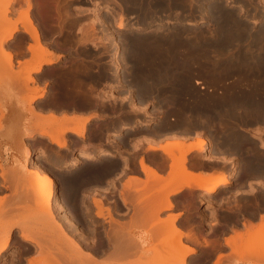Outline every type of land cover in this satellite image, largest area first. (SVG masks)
Instances as JSON below:
<instances>
[{
  "label": "flooded vegetation",
  "instance_id": "obj_1",
  "mask_svg": "<svg viewBox=\"0 0 264 264\" xmlns=\"http://www.w3.org/2000/svg\"><path fill=\"white\" fill-rule=\"evenodd\" d=\"M84 2L91 4L90 7L96 5L97 10L101 8L99 14L106 20L111 19L114 9L111 8L112 5H109L108 0H80L79 6L88 7L83 4ZM123 8L130 10L126 3ZM95 12L88 9L79 12V15L74 17L75 20L77 18L80 21H77L73 28L72 21L65 25V20L60 16L58 19L61 21L60 25L57 20L49 21L47 26L41 27V41L48 46L49 50L59 55V58L58 63L45 65L34 74L36 81L45 86V93L40 102L49 109L47 112L51 111L56 115L67 117L77 114L81 118H88L85 120L82 136L69 131L67 143L60 149L56 144L52 146L51 142L47 141V137L38 136L46 144L42 146L30 144L28 147L31 153L30 159L34 164L40 160L44 166L52 167L57 173L61 165H57L58 162L53 163L55 155L59 154L62 157L61 152L66 151L73 154L92 152L93 156L76 161L74 171H69L76 173L78 183L75 189L66 194V199L80 200L85 195L88 200L100 199L108 208L110 216L123 221L133 212L138 211L139 205L136 203L138 194L136 195L134 188L132 189L125 182L133 180L140 184L145 178L140 160L155 168L159 174H161L160 170L170 165L166 152L158 146L149 147L147 138L156 142L165 138L177 139L179 136H192L202 132L212 140V144L205 145L206 151H217L215 155L219 158L207 159L206 156L201 159L190 158L187 159L186 165L192 170L200 168L212 171L215 168L227 174L228 180L220 184L224 193L215 199V205L221 206L210 210L207 208L209 204L205 199H199L196 196L194 205L198 206L192 207V202L181 197L177 192L178 194H170L172 205L161 208V211L165 214L164 216L170 213L176 214L175 226L182 232V245L193 248L192 251L185 253L184 264H227L235 256L231 250L232 246H238L242 250L240 241L230 238L236 233L252 228L245 227L248 220L258 221L260 217L264 219V146L259 145L258 137L259 134H264V131L255 130L257 126L264 127L262 105L254 103L258 107H253V104L245 105L244 102L236 100L235 106L232 105L233 102L229 103L223 97L213 99L179 97L177 85L180 83L177 82L176 77L180 75L174 78L173 84H177L174 87L167 79L160 80L162 75L167 74L168 77L170 72L148 69L149 66L143 63H132L130 56L132 41L127 35L128 30L121 37L111 26L109 27L110 21H107L108 25L104 24L108 30L101 24L91 29L92 31L87 28V33L79 29L81 24L91 18L86 14ZM96 17L98 16H93V18ZM52 18L56 19L55 16ZM63 22L64 26L59 29ZM54 26H58V29H54ZM23 35L30 38L27 33ZM26 47L27 44L22 43L18 50L26 52ZM118 58L120 62L115 63ZM210 69L193 65L189 75L185 76L195 83L202 80L194 78V75L202 76L204 80L211 82L213 70ZM225 77V73L221 74L219 81L226 82ZM219 81L218 84H220ZM199 87L204 86L200 84ZM218 92L221 90L218 89ZM261 97L263 98L257 99L260 101L262 99L264 102V95L262 94ZM245 106L248 109L252 106L253 109L250 107L248 111ZM240 109L242 111L246 109V111L242 112ZM253 111L259 112L253 114ZM233 112L237 113L231 116ZM245 112H249L246 114L248 116ZM248 122L254 124L242 125ZM233 126H236V129ZM233 130L239 134H237L238 138L236 137L239 145L235 142L236 140H232L233 138H226ZM239 136H242L241 138L246 136V140L249 136L255 144L246 145L245 139ZM72 139L74 142L68 144V141ZM229 139L232 140L230 144ZM50 151L57 154H51ZM43 152H45V158L41 155ZM62 169L65 170V166ZM54 178L57 182L56 175ZM19 185L20 183L16 180L7 177L5 181L0 175L1 220L5 197H11L6 200L11 202L14 209L13 197L21 195L18 192ZM249 187L251 191H247ZM192 191L195 194L207 193L198 188ZM28 195L31 194L28 193ZM59 197L61 199L62 195L60 194ZM15 202L18 206V200ZM91 205L90 211L94 216L96 208L92 202ZM16 208V211L11 210L12 217L18 216L16 215L18 207ZM83 210V208L80 209V211ZM212 211L219 216L217 223L199 224L194 221V216L202 214L209 216ZM58 212L65 216L66 212L63 208ZM97 221L99 222L97 226H100L97 227V231L103 230L102 224H105L108 229L111 223V220L109 223L101 217H98ZM87 222L88 218L82 215L78 219V231L84 230V227L88 225ZM101 234L103 236L101 240L93 239L89 242L82 239V242L86 243L98 257L103 252L105 256V252L112 249L110 246L113 242L107 239L104 232ZM32 250H34L32 244L18 246L15 242H8L5 250L0 253V264H42L28 261ZM235 264H244V262Z\"/></svg>",
  "mask_w": 264,
  "mask_h": 264
},
{
  "label": "rangeland",
  "instance_id": "obj_2",
  "mask_svg": "<svg viewBox=\"0 0 264 264\" xmlns=\"http://www.w3.org/2000/svg\"><path fill=\"white\" fill-rule=\"evenodd\" d=\"M108 1H109L108 2L109 5H112L111 8L114 9V12H112L111 19L108 18L106 20V23H107V21H110L109 27L111 26L114 29V32H118L116 34H119L121 36L124 34L123 32L128 30L129 32L127 33V35H129V37L131 38V35H132L131 33H134L135 30H133V29L131 30L129 28L130 27H134V26H136L135 24L139 23L137 21V16H136L137 15V10L135 12H134L133 9L127 11L123 7L121 8L120 6H118L119 4L117 3V1H119L122 4L123 0H108ZM199 1H201V0H179V1L177 0V3H170V0L169 1L166 0L165 3L167 4V7L164 10L156 11L155 14H157L158 16L157 15L153 16V22H150L151 19H148L147 22L143 24V27H145V29H141V32L151 34V33L155 32L156 29H158L157 28L158 26H162L164 29L167 28V26H168V28H170L171 26H175V25H177V27L178 26L182 27V29L184 28L185 32L183 34L187 35V36H184L183 34L180 36V41H178V42H180V44H178V46L176 47L175 50L177 52L180 50L179 51L180 54H183V55H185V53L188 51L189 53H191L195 57H193L192 61H190L191 64H189V65H187L185 67V70H184L185 74H180V75L188 76L189 75V71L191 70V66L196 65L197 62H198V64H200L201 62H203V64H204V62H205V66L207 67V65H208L207 68H209L211 66L212 70H214L212 76L210 77L211 80H212L211 82H208V81L204 80V78L202 76L194 75V78L200 79L202 81L198 82V83H195L190 78L188 86L191 89L189 87L185 88L186 91L184 89H182V88H181L182 90L179 89L178 96L180 97V95H181V97H184L186 95L187 97H189L190 96L189 94H191L190 97L193 96V98L203 99V98L207 97V99H208L210 97L209 99H213L214 96H215L214 98H218L223 93L224 94L225 93L234 94L235 92L232 91L233 90L232 87H234V86L241 85V86H247L248 87V83H249V86H252L251 83H253L252 82V80H253L252 76L253 75L251 73H249L248 70H246L244 72V70H242L241 67H240L241 70L238 69L239 66H240V65H238L239 63H230V62H233V61L239 62V61H237V60H239V57H240V59L248 57L247 60H246V63H247V61L250 62L251 58H250L249 55H252V52L256 53L257 47H261L262 46L261 43L264 44V41L263 42L260 41L258 44H254L255 42L253 43L252 42L253 40H251V38H249V37H244V39L243 38H240V39H226V40L219 39V34H218L219 32H217L215 29L213 31L212 22L209 20V18L207 17L206 14L203 15V12H202L203 7H202V5L205 6V4H203L204 0L201 1L202 3H200ZM213 1L221 2L224 5L223 7H225L228 10L232 9V10H234V12L237 11L236 12L237 15L235 13V17H238V19L240 18L239 19L240 22H242V20H244L241 25H242V28L243 29L245 28L246 30L244 29L243 32H246V31L247 32L249 31V33L255 32V30L257 29V26L259 27L261 25L262 20L264 18V11H263V9H264V0H213ZM30 2H31L32 6L31 5L29 6V8H28L29 10L28 11H29L30 16L32 17V20H34L33 22L36 24V26L38 25L37 28L39 30L38 31L39 32V41H40V43H42V45L46 49L47 53L52 54L53 56L56 57V59H55L56 62H54V63L53 62L52 63H43L42 64L43 67L45 65H52V64L54 65V64L58 63L59 55H57V54L53 53L51 50H49L48 46L41 41L42 37L40 36V30H41V27L43 25L47 26L49 21H54L55 20V22H56L58 20L57 11L61 15L60 17H63V19L65 20V25H68L69 21H72V28H73V26H75L76 22L80 21L77 18L75 20L74 16L79 15V12H81L82 10H87V9L88 10H93V11H96V12L95 13H87L86 15L90 16L91 18L88 19V21L86 23L81 24L79 29L81 31H83L85 29V27H86V28L89 29V31H92L93 28L96 27L99 24L104 26V24L100 23V21L98 20V17L93 18V16H99V11L101 10V8H99L97 10L96 5H93L92 7H90L91 4H89L88 2H84L83 3V4H86L88 7L79 6L80 0H58V2L56 0H53V2H52V0H49V1L45 0V1H42V3H41V0H38V1L37 0H34V1L30 0ZM38 2H39V5L36 7ZM167 2H169V3H167ZM34 3H37V4L35 5ZM44 4H46V5L44 6ZM4 6L8 7V11H7L6 17H3L1 15L3 9L5 8ZM57 6H59L58 10L56 9ZM127 6H128V4H127ZM26 8H27V3L25 4V0H0V35L3 36V34L6 31L7 25H8V22L4 18H7V19L10 18L12 20H15L16 18L19 17L20 12L25 11ZM36 12L38 14H36ZM160 13H162V14H160ZM239 14H240V16H239ZM52 16H55L57 20L52 18ZM119 16L123 17L122 19L125 18L123 21L128 25L127 29H118L115 26V23H117L118 20L120 19ZM174 16H176V17H174ZM38 17H40V18H38ZM156 17L157 18L159 17L158 19H160V20H158ZM165 17H167V18H165ZM97 21L99 23H97ZM60 22H61L60 20L57 21V23H59V25H60ZM160 23H161V25H160ZM62 24L60 26L61 29L64 26V22ZM138 25H140V23ZM248 26H249V28H248ZM106 27L107 26H104V28H106ZM202 28L203 29L206 28V30H207L204 33L205 35L204 34L202 35L200 32H197L199 30H202ZM250 28H251V31H250ZM18 29L15 30V32H13V34L10 37H8L9 40H12V42L9 43V41H7L5 39L3 41V43H2V46L5 47V48H8V50L12 54V58H13L12 59L13 60L12 61V66H13L12 71L17 69V63L14 62V58L18 57V58H22L23 59V58L28 57L27 54H29V50H27L26 52H21V51L18 50L21 47V44L22 43L33 44V40H31V38H27V37H25V35H23L26 32H23V31L20 30L21 29L20 25L18 26ZM54 29H58V27L54 26ZM151 29L152 30L154 29V30L152 31ZM196 29H197V31L195 32L194 30H196ZM209 30H210V32H209ZM85 31H87V30L85 29ZM210 35H212L211 36L212 38L210 37ZM215 35H217V36L215 37ZM202 36H203V38H202ZM207 36L210 37V38H208ZM213 37L215 39H213ZM197 38L198 39L200 38V39L198 40ZM195 39L197 41H195ZM26 40H28V42ZM238 40H239V42H238ZM190 41L193 42V43L190 44L191 43ZM244 41H246V43ZM231 42H233L232 43V47H231V44H230ZM237 42H238L239 45L238 44L236 45ZM182 43H184V44H182ZM242 44L243 45L245 44L246 46L244 45L245 46L244 47ZM233 45H235V47ZM185 47H187L188 49L185 48ZM228 47H230V48L228 49ZM262 48H264V46H262L261 49ZM196 49H198V50H196ZM240 49H244V50L246 49V51L240 50ZM0 51H1V49H0ZM218 51L220 52V54H219ZM229 51H231V52H229ZM237 51H238L239 54L237 53ZM241 51L243 53H240ZM181 52H183V53H181ZM234 52H236V53H234ZM246 52H249V53H246ZM131 54H132L131 55L132 63H137V64L144 63L143 61H139L138 55L133 54V52H131ZM215 54H217L216 56H218V57H216ZM221 55H224V56H221ZM245 56H247V57H245ZM215 58H217V60ZM200 59H201V62H199ZM221 59H223V60L221 61ZM230 59H232V61ZM214 60H215V62L217 61L215 64L213 63ZM226 61H228V62H226ZM228 63L231 64V65H228ZM203 64H200L198 66H203ZM144 65H146V64L144 63ZM42 66L37 71L36 70L35 71H30L31 75L34 77V81L31 82L29 84V86H32L33 89L40 90L41 93L44 94L45 93V86L43 84L42 85L39 84L36 81V78L34 76L35 73H37L38 71H40L42 69ZM236 66H238V68ZM150 67H154V66H149L148 69ZM187 67H188V69H187ZM165 68H167V66L162 67L160 70H162V71L165 70V72H170L172 75L169 74L168 78H167V75H164V76L162 75L160 80L161 81L163 80L162 77L164 79L167 78L168 79L167 81H169V82L172 81V82H170V84L173 85L174 78L179 75L178 71L166 70ZM230 70H232V71H230ZM215 73H217V74H215ZM223 73L226 74V77H225L226 82H224V83L222 81H219L220 80V75L223 74ZM245 73H247V74H245ZM242 74L245 75V76H241ZM215 81H217V82H215ZM218 81L220 82V84H218ZM241 82H243V83H241ZM5 83H6V81L4 80L3 70H0V90L3 89V85H8V84H5ZM200 84H202L204 87L200 88L199 87ZM13 87L11 89L12 91H14L13 89L16 86L14 88ZM208 88H209V90H208ZM218 89L221 90V92H218ZM224 89L227 90V91H225ZM22 90L23 89H21V87H16L15 88L14 95H15V98L17 99L18 102L21 101L22 97H19L18 94ZM24 90H25V87H24ZM18 91H20V92H18ZM15 92L18 93V94H16ZM200 92H202V93H200ZM22 93L23 92H21V94ZM193 93H194V95H192ZM208 93H210L211 96H208L209 95ZM36 95L37 94L33 93V94H30V95L27 96L28 100H29V97L32 98L31 103L28 104V105L32 106V109H33L34 113L36 114V116H38L34 120L35 125L39 123L38 121H42L45 118V116L47 117L50 114V112H51L50 111V112H47V114L41 115L38 110L36 111V106L33 105V99L36 97ZM37 97H39V96L37 95ZM221 97L226 99L224 97V95H222ZM23 100L25 101V98ZM1 112H2V115H3V113H4L3 109H2ZM2 115L0 116V122H1V119H2ZM57 116H62V115H57ZM69 118H71V119H74V118L75 119H83V118H87V117H82V118L81 117H73V118L69 117ZM252 124H254V123L253 122L242 123V125H244V126L252 125ZM34 128H35L34 130H36L37 126H34ZM249 130L250 129H248V131ZM255 130L263 132L264 131V127L257 126L255 128ZM68 132L69 131L64 133V136H66L65 137L66 141H67V138H69V135H67ZM38 136H39V134H38ZM201 136L206 137V141L203 143L202 149L197 148V147H196L197 148L196 149L195 147H193L192 149H196V151H194L192 154H190L189 152H186L185 153L186 154L185 155L186 156L185 157V164L187 163V159H189V158H199V159H201L202 157L206 156L207 159H216L218 157V156L215 155L216 153H218L217 151H210V150L206 151V146L205 145L207 143H211L212 144V140H210L207 135L202 134V132L201 133L197 132L196 133V137L194 138L193 141H187L189 138H191L189 136H182V137L179 136L177 139L176 138H174V139L168 138L164 142V145H160L159 144L158 147H161V146L170 147L169 150H171V152L174 155L178 156L179 155V149L177 148V145H183L182 148L185 149L189 144L198 143V140H199V138ZM263 136H264V134H259L258 135L259 138H262L264 140ZM33 138L35 140L32 141V142L35 143V144H38L40 146L46 144L43 141V139H40L38 137H33ZM247 138H248L247 139L248 141L244 140V144H247V145H250V146L252 144H255V141L252 140L251 137L248 136ZM147 140H148V146L149 147H157V144L155 143V141H152L149 138H147ZM73 142H74V140L72 139L71 141H68V144H72ZM249 143H251V144H249ZM51 144L53 146L54 143H51ZM186 144H187V146H186ZM190 150H188V151H190ZM50 153L51 154H57V152L54 153V151H50ZM61 153H62V157H60L59 159L64 157L65 161L70 160L73 155H78V154H73L70 151L61 152ZM44 154H45V152H43L41 155H44ZM59 156H61V155H59V154L55 155V157H57V158ZM172 156L173 155H169L168 156V158L170 160V165H169L170 168H168L167 174L162 176V178L158 179V178H155L154 176H152V174L151 175L145 174V178L142 180V182L140 184H138L137 182H134L133 180L125 182V183L129 184L132 189L134 188L136 195L138 194L137 199H136V203L139 206L137 207L138 211H136L135 213L133 212L126 220H123V221L122 220H118V219L110 216L108 208L106 206H104L103 202L100 199L88 200L87 195H85L83 197V199H80V200L74 199L72 201V200L66 199V194L67 193H66V191L64 189L65 186L62 183V176H64L66 174V171H68L67 173H69V171H74L77 162L73 163L72 164L73 166L70 165V166L66 167L65 170L62 169L63 166L59 165L60 169L57 171V173L54 171V175L57 176V182L55 183V197L60 199L59 195L60 194L62 195L61 199H63L65 206L68 207L70 205L68 207L69 208L68 210H70L72 212V217L69 218L66 215L65 216H61L62 214H60L58 212L59 211V207H57V208H53L54 209L53 213L55 214V216H54L55 219L53 220V219L49 218L46 215L47 211L45 209H44L45 211L43 212L42 211L43 209L41 210V209H37L36 207H34L33 206V200L20 201V202H18V206L15 205L16 204L15 201L13 202L14 203V206H13L14 208H16V207H19L21 209L25 208L24 210H22L20 212V215H19V216H21L23 214V215L29 217L28 224H26L28 227L25 228V231L28 234L33 235V238H35L36 242L40 245L39 247H37L35 249V251L33 252V254L31 255V257L29 258L28 261H30L31 259L42 255V256H45V257H47L49 259L55 260L56 264H65L64 262H66V264H68L69 263V259H70L69 257H71V256H69V255H71L70 254V250L72 249L70 246H72L71 243L73 242V239H74L80 245V252L77 253V254L81 255V256L77 255L80 259H83V257H85V255L83 256V252L85 253L87 251V252H90L92 254L91 258H93L94 261L96 260L95 262H97V263L99 262L100 263V262L105 260L104 252L99 257L96 256L93 253L92 249L90 247H87L86 243L82 242V239L88 240L89 242L91 240H93V239L94 240H101L102 237H103L101 233L104 232L106 237H107V239H109V240H111L110 238H112V237L114 238V240H116V238L119 239L118 237L120 235L122 236V234H123V236L119 240L126 239L128 237L127 239H132L135 242L138 241V242H141L143 244V246H142L143 248L141 246H136L137 248L133 249V250H135L137 252L139 251V254L136 255L138 257H135L134 255L133 256L135 258L134 257L133 258L130 257V258H132V259H130L131 261H134V259H135L136 262L137 261L138 262H146V263H151V264H165L167 262H171V261L173 262L172 256H169V255L170 254L174 255L176 252H178L180 250L179 249L180 248L179 247V243H182V241H181L182 236L181 235L179 236V233L178 234L176 233L178 227L175 226V224H176V220L175 219L173 220L174 222L171 225H169V223L168 224L161 223L164 220H166L168 218V215H169V214H167L166 216H164L165 214H163V211H161V208H164L162 202L165 199V197H167L169 200L171 198V195L169 194V191H171L170 189L172 188L171 182L170 183L168 182L169 184L167 185V183H165V181L167 182L168 176L170 174L169 172L171 170V164H173V165L176 164V160L174 158L175 156H173V159H172ZM27 158L28 157H25V161H24L23 165L13 164V166H10V167H6L4 165L5 161H4V164L0 162V165L2 167L4 165V172H5V174H7V176L3 177V179L6 181V178L9 177L10 173H13V175H15L16 181L20 183L19 190H18V192L20 194H22V193H24V194L31 193L32 189H34V182H33V185H32V183H28L29 182L28 178H30L28 176V175H30L29 169H30V167H32L33 161L30 159L31 157L28 158V159ZM220 158H225V157H220ZM0 169H2V168L0 167ZM211 172L216 173V172H220V171H218V170H216L214 168V169H212ZM0 173H2V172H0ZM71 173L75 174V172H71ZM171 173H173V171ZM224 174H226V173L224 172ZM170 176H173V175L171 174ZM226 176H227V174H226ZM173 178H174V176H173ZM134 180H136V179H134ZM164 184H166V185H164ZM219 185H217L216 188L214 190H212V191H206L207 193L200 192L198 194H195L194 191H192L190 189H183V190L179 191V194H180L181 197L189 199L192 202V204H193L192 207H196L197 208L198 205L197 204L194 205V204L196 203L195 197L198 196L199 199H205V201L209 204L207 206L208 209L214 210V209H216V207H220L221 206V205H219V206L215 205V203H216L215 199L221 193H224V191L222 190V187H220L221 185L220 186ZM73 189H75V187L70 188L69 192L72 191ZM247 191H251V188L248 189ZM76 192H77V190H76ZM5 198H11V197H5ZM212 198L214 200H212ZM94 201H100L102 203L103 207H102L101 211H102L103 215L105 216V220H111V223L109 224L108 229L106 228L105 224H102L103 230L102 231L101 230L97 231V227L98 228L100 227V226H97V224L99 223L97 221L98 217L95 218L93 216V214L91 213V211H90L91 206H92L91 202L94 205ZM152 201H155L156 204H154V202H152ZM4 202H5L4 203V216L5 217H3L2 220H1V217H0V239L5 234V226L7 225L8 218H10V219L12 218V220L15 221V222L19 218L18 216H14V217L10 216L11 215L10 211L12 210V205L10 204L11 202L8 201V200H6ZM170 202H171V200H170ZM149 204H151V205L153 204V205L151 206ZM154 205H155V209H153ZM94 207L96 208V210L98 209L97 206L94 205ZM81 208H83L84 210L80 211ZM104 210H106V212H104ZM6 213L10 214L9 217L7 216L8 214H6ZM35 213H36V215H35ZM82 215H84L86 218H88V222H87L88 225L86 227H84V230H82L80 232V231H78L77 225H78V219ZM41 217L43 218V220H38ZM156 218H157V220H156ZM193 218H194V221L199 223V224H202V223L215 224L219 220V216L216 213H213V211H212V213H210L209 216H207L206 214H202L200 216H194ZM102 219H104V218H102ZM261 219H262V221H261ZM3 220H4V223H3ZM35 221H37V224L35 223ZM262 222L264 223V219L260 217V219L256 222V224L252 228H250V229H248V230H246V231H244L242 233H236L232 238H230V239H233V240H239L240 241L241 248H242V250L239 249L240 253L245 252L243 254H247V255L249 254V257L247 255L245 257V259H246V261L244 262L245 264H264V257H263L264 253H263V255L261 253L259 254L258 253L259 251L256 252L258 254H255L252 251H251L252 253H249L248 249H250L251 246L252 247L254 246L253 245V240H251L252 243H250V244H248L246 242V241L249 240V237H251V236H249V234H251L256 229L258 230V228H259V226L261 225ZM158 223H160V224H158ZM40 224L43 225L40 228V230H43V229L45 230L46 238L49 240L45 244L40 242L39 239L37 238L36 234L34 233V230L39 229ZM161 225H162V227H161ZM165 225H167V226L165 227ZM173 227H175V228H173ZM10 230H11V227H10ZM117 230H119V231L117 232ZM65 231L67 233V236L65 235ZM112 234H114V235H112ZM116 236H118V237H116ZM177 237H179V239ZM10 238L11 239H9V243H14L15 242L16 245H18V246H21V244L24 245V243L19 242L17 240V238H16L14 233H12V236ZM68 238L72 242H70V240ZM114 240L112 239V241H114ZM116 241H118V240H116ZM69 243H70V246H69ZM113 243L115 245L118 244V242H115V241ZM254 244H255V242H254ZM137 245H140V244H137ZM68 246L70 248H68ZM173 247H174L173 250H177V251H175V253L172 252V251H169ZM169 252H171V253L169 254ZM51 255H54V256H51ZM178 255L181 257V253H179ZM72 258L75 260L77 257L74 258V256L72 255ZM79 258L76 259V263L77 262L79 263V261H80ZM102 259H104V260H102ZM93 260L92 259L89 260L88 258H86L83 261L84 262H94ZM115 260L119 261L118 259H115ZM179 260L182 263H184L183 259L181 260V258H180Z\"/></svg>",
  "mask_w": 264,
  "mask_h": 264
},
{
  "label": "bare ground",
  "instance_id": "obj_3",
  "mask_svg": "<svg viewBox=\"0 0 264 264\" xmlns=\"http://www.w3.org/2000/svg\"><path fill=\"white\" fill-rule=\"evenodd\" d=\"M34 1V0H33ZM38 1V0H37ZM42 1H45V0H41V3H42ZM47 1H49V0H47ZM57 2H58V0H56ZM105 1V0H104ZM165 1L166 0H123V2H122V4L119 2V1H117V3L119 4L118 6H120L121 8L124 6V4L123 3H126V4H128V7H129V9L131 10V9H133L134 10V12L137 10V21L140 23V25H138V24H135L136 26H134V27H130L129 29H133V30H135V32L134 33H131L132 35H131V43H132V45H131V52H133V54H136V55H138V57H139V61H143L146 65H148V66H154V67H150L149 69H156V70H160L162 67H164V66H167V68H165L166 70H172V71H178V74L180 75V74H185L184 73V70H185V67L187 66V65H189V64H191V62L190 61H192V58L193 57H195V56H193L191 53H189L188 51L185 53V55H183V54H180V50L177 52L175 49H176V47L178 46V44H180V42H178V41H180V36L185 32V30H184V28L182 29V27H180V26H178L177 27V25H175V26H171L170 28H168V26H167V28H163L162 26H158L157 28L158 29H156V31L155 32H153V33H151V34H148V33H143V32H141V29H145V27H143V24L144 23H146L147 22V20L148 19H151V21L150 22H153V16H156L157 14H155L156 13V11H158V10H164L166 7H167V4L165 3ZM169 1V0H168ZM179 1V0H178ZM201 1H203V0H201ZM201 1H199L200 3H202ZM52 2H53V0H52ZM65 2V1H64ZM183 2V1H182ZM198 2V3H199ZM240 2V1H239ZM27 3V8H26V10L25 11H23V12H20V15H19V17L18 18H16L15 20H12V19H10V18H4V19H6V21L8 22V25H7V28H6V31H5V33L3 34V36L2 35H0V49H1V51H0V70H3V76H4V80L6 81V83L5 84H8V85H3L5 88H7V87H10L11 89H12V87L14 86H16V87H21V89H23L24 90V87H25V90L23 91H21V92H23L22 94H21V92L20 91H18V92H20L19 94L18 93H16V94H18V96L19 97H22V98H28L27 96L28 95H30V94H37L38 96H42L43 95V93H41V91L40 90H37V89H33V87L32 86H29V84L31 83V82H33L34 81V77L31 75V73H30V71H37L41 66H42V64L43 63H54V61H55V59H56V57L55 56H53L52 54H49V53H47V51H46V49L44 48V46L42 45V43H40V41H39V30H38V28H37V26H36V24L33 22L34 20H32V17L30 16V14H29V6L31 5V2H30V0H25V4ZM44 3V2H43ZM55 3V2H54ZM60 3V2H59ZM58 3V4H59ZM113 3V2H112ZM167 3H169V2H167ZM170 3H177V0H170ZM262 3V2H261ZM7 4V3H6ZM35 5L37 4V3H34ZM33 4V5H34ZM203 4H205V6H203L202 5V7H203V10H202V12H203V15L204 14H206L207 15V17L209 18V20L212 22V25H213V31H214V29L217 31V32H219L218 34H219V39H222V40H226V39H240V38H243L244 39V37H249V38H251V40H253L252 42L254 43V44H258L260 41H264V18H263V20H262V23H261V25L258 27L257 26V29L255 30V32H253V33H249V31L247 32H243V30L245 29H243L242 28V22L244 21V20H242V22H240V18L238 19V17H235V13L237 12L236 10V12H234V10H228V9H226L225 7H223L224 5L221 3V2H219V1H213V0H204V2H203ZM34 5V6H35ZM39 5V2H38V4L36 5V7ZM46 4H44V6H45ZM62 5V4H61ZM175 5V4H174ZM178 5V4H177ZM199 5V4H198ZM197 5V6H198ZM242 5V4H241ZM7 6V5H6ZM32 6V5H31ZM5 7V6H4ZM3 7V8H4ZM47 7V6H46ZM58 7V8H57ZM56 7V9L58 10L59 9V6H57ZM178 7V6H177ZM262 7V6H261ZM170 8V7H169ZM168 8V9H169ZM34 9V8H33ZM53 9V8H52ZM106 9V8H105ZM50 10V9H49ZM127 10V9H126ZM7 11H8V7H5L4 9H3V11H2V13H1V15L3 16V17H6V14H7ZM263 11H264V9H263ZM262 11V12H263ZM108 12V11H107ZM114 12V11H113ZM65 13V12H64ZM189 13V12H188ZM36 14H38L37 12H36ZM57 16H58V19L60 18L59 16H61L60 14H59V12L57 11ZM119 14V13H118ZM160 14H162V13H160ZM104 15H106V14H104ZM236 15H237V13H236ZM122 16V15H121ZM121 16H119V20H118V22L117 23H115V26L118 28V29H127L128 28V25L123 21L124 19H122L123 17H121ZM158 16V15H157ZM164 16V15H163ZM169 16V15H168ZM239 16H240V14H239ZM109 17V16H108ZM174 17H176V16H174ZM38 18H40V17H38ZM66 18V17H65ZM157 18V17H156ZM155 18V19H156ZM159 18V17H158ZM157 18V19H158ZM165 18H167V17H165ZM3 19V20H4ZM50 19V18H49ZM156 19V20H157ZM173 19V18H172ZM178 19V18H177ZM57 20V19H56ZM98 20L100 21V23H102V24H107L106 23V19L102 16V15H100L99 14V16H98ZM158 20H160V19H158ZM157 20V21H158ZM261 20V19H260ZM55 21V20H54ZM37 22V21H36ZM42 23V22H41ZM159 23V22H158ZM162 23V22H161ZM161 23H160V25H161ZM21 26V31H23V32H26L27 34H28V36L31 38V40H33V44H27L28 46L26 47L27 48V50H29V53H30V57L29 58H26V59H23V60H21L20 58V60H18L17 59V61H16V63L18 64L17 65V69L16 70H14V71H12V69H13V66H12V54H11V52L8 50V48H5V47H3L2 46V43H3V41L6 39V38H8V37H10L12 34H13V32H15V30H17L18 29V26L19 25ZM246 24V23H245ZM108 25V24H107ZM173 25V24H172ZM44 26V25H43ZM85 26V25H84ZM106 26V25H105ZM58 27V26H57ZM185 27V26H184ZM246 27V26H245ZM152 28V27H151ZM208 28V27H207ZM248 28H249V26H248ZM247 28V29H248ZM61 29V28H60ZM85 29H87L86 27H85ZM85 29H84V31H85ZM107 29V28H106ZM193 29V28H192ZM200 29V28H199ZM19 30V29H18ZM83 30V29H82ZM88 30V29H87ZM108 30V29H107ZM152 30V29H151ZM154 30V29H153ZM152 30V31H153ZM246 30V29H245ZM249 30V29H248ZM253 30V29H252ZM83 31V32H84ZM117 31V30H116ZM188 31V30H187ZM195 32L197 31V29L196 30H194ZM207 30H206V28H202V30H199V31H197V32H200L202 35L206 32ZM212 31V30H211ZM250 31H251V28H250ZM86 33H87V31H85ZM84 32V33H85ZM146 32V31H145ZM151 32V31H150ZM149 32V33H150ZM190 32V31H189ZM209 32H210V30H209ZM91 33V32H90ZM116 33H118V32H116ZM124 33V32H123ZM199 33V34H200ZM213 33V32H212ZM122 34V33H121ZM130 34V33H129ZM187 34V33H186ZM193 34V33H192ZM83 35V34H82ZM86 35V34H85ZM88 35V34H87ZM184 35V34H183ZM194 35V34H193ZM192 35V36H193ZM196 35V34H195ZM205 35V34H204ZM91 36V35H90ZM121 36V35H120ZM119 36V37H120ZM184 36H187V35H184ZM190 36V35H189ZM212 35H210V37H211ZM217 35H215V37H216ZM122 37V36H121ZM128 37V36H127ZM183 37V36H182ZM195 37V36H194ZM197 37V36H196ZM208 37V36H207ZM210 37H208V38H210ZM88 38V37H87ZM86 38V39H87ZM188 38V37H187ZM202 38H203V36H202ZM212 38V37H211ZM41 39V38H40ZM82 39V38H81ZM85 39V38H84ZM84 39H83V41H84ZM118 39V38H117ZM198 39V38H197ZM200 39V38H199ZM198 39V40H199ZM213 39H215L214 37H213ZM212 39V40H213ZM218 39V38H217ZM120 40V39H119ZM190 40V39H189ZM204 40V39H203ZM123 41H125V40H123ZM122 41V42H123ZM130 41V40H129ZM195 41H197L196 39H195ZM234 41V40H233ZM243 41V40H242ZM249 41V40H248ZM46 42V41H45ZM118 42V41H117ZM188 42V41H187ZM191 42V41H190ZM238 42H239V40H238ZM238 42L236 43V45L238 44ZM245 43H246V41H244ZM20 43V42H19ZM193 42H191L190 44H192ZM196 43V42H195ZM198 43V42H197ZM232 43L233 42H231L230 44H231V47H232ZM118 44H120V43H118ZM182 44H184V43H182ZM186 44V43H185ZM189 44V43H188ZM189 44V45H190ZM200 44V43H199ZM204 44V43H203ZM253 44V45H254ZM262 44V46H264V44L263 43H261ZM188 45V46H189ZM239 45V44H238ZM243 45V44H242ZM245 45V44H244ZM243 45V46H244ZM130 46V45H129ZM187 46V47H188ZM194 46V45H193ZM192 46V47H193ZM198 46V45H197ZM196 46V47H197ZM234 47H235V45H233ZM246 46V45H245ZM244 46V47H245ZM258 46V45H257ZM261 46V45H260ZM261 46V47H262ZM187 47H185V48H187ZM191 47V48H192ZM261 47H257V50H256V53H253L252 52V55H249L250 56V62L249 61H247V63H246V60H247V56H245V57H247V58H241L240 59V57H239V60H237V61H239V62H235V61H233V62H230V63H239L238 65H240L239 66V68H238V66H236L238 69H240L241 70V68H242V70H244V72L246 71V70H248L249 71V73H251L253 76V80H252V82L253 83H251V85L252 86H249V83H248V87L247 86H241V85H239V86H234V87H232V91H234L235 93L234 94H230V93H223L222 95H224V97L226 98L225 100L227 101V102H233V104L232 105H235L234 104V101H236V100H239V102L240 101H242V102H244V104L246 105V103H248V105H250V104H253L252 106L253 107H255V106H257L256 104L254 105V103H257L258 105L260 104V105H262V107H263V111H264V102L262 101V99H261V101H260V99L258 100L257 98H263V97H261L262 96V94L264 95V48H262L261 49ZM230 47H228V49H229ZM250 48V47H249ZM188 49V48H187ZM238 49V48H237ZM196 50H198V49H196ZM232 50V49H231ZM240 50H244V49H240ZM255 50V49H254ZM193 51V50H192ZM206 51V50H205ZM233 51V50H232ZM239 51V50H238ZM238 51H237V53H238ZM244 51H246V49L244 50ZM251 51V50H250ZM184 52V51H183ZM183 52H181V53H183ZM219 52V51H218ZM229 52H231V51H229ZM130 53V52H129ZM204 53V52H203ZM234 53H236V52H234ZM233 53V54H234ZM240 53H243L242 51L240 52ZM246 53H249V52H246ZM206 54V53H205ZM219 54H220V52H219ZM218 54V55H219ZM232 54V55H233ZM239 54V53H238ZM129 55V54H128ZM132 55V54H131ZM130 55V56H131ZM217 54H215V56H216ZM247 55V54H246ZM26 56V55H25ZM29 56V55H28ZM221 56H224V55H221ZM213 57V56H212ZM216 57H218V56H216ZM120 58V57H119ZM119 58L118 59H116L115 60V63H119L120 62V60H119ZM214 58V57H213ZM212 58V59H213ZM225 58V57H224ZM234 58V57H233ZM236 58V57H235ZM238 58V57H237ZM216 60H217V58H215ZM219 59V58H218ZM223 59H221V61H222ZM231 61H232V59H230ZM203 61V60H202ZM122 62H123V60H122ZM195 62V61H194ZM199 62H201V59L199 60ZM217 62V61H216ZM215 62V60H214V64L216 63ZM220 62V61H219ZM226 62H228V61H226ZM143 63V64H144ZM193 63V62H192ZM14 64V63H13ZM122 64V63H121ZM120 64V65H121ZM200 64H203V62H201ZM200 64H198V62L196 63V65L198 66V65H200ZM213 64V65H214ZM219 64V63H218ZM195 65V66H196ZM228 65H231V64H229L228 63ZM203 66H205V62H204V64H203ZM233 66V65H232ZM43 67V66H42ZM192 67V66H191ZM207 67H208V65H207ZM215 67V66H214ZM226 67V66H225ZM230 67V66H229ZM234 67V66H233ZM232 67V68H233ZM241 67V68H240ZM205 68H206V66H205ZM210 68H212L211 66H210ZM210 68H208V70L210 69ZM221 68V67H220ZM187 69H188V67H187ZM210 70H212V69H210ZM239 70V71H240ZM165 71V70H164ZM197 71V70H196ZM218 71V70H217ZM230 71H232V70H230ZM214 72V70L213 71H211V73H213ZM243 72V71H242ZM169 73V72H168ZM218 73V72H217ZM217 73H215V74H217ZM248 73V74H249ZM171 74V73H170ZM219 74V73H218ZM244 74V73H243ZM241 75V76H245V75ZM245 74H247V73H245ZM167 75V74H166ZM172 75V74H171ZM164 76V75H163ZM218 76V75H217ZM168 78V77H167ZM166 78V79H167ZM250 78V79H251ZM162 79H164L163 77H162ZM168 80V79H167ZM176 80H177V82L178 83H180V84H176L177 86H179V87H177V89H184L185 91H186V87H189L188 85H189V80H188V78L185 76V75H180V77L178 76V77H176ZM247 80V79H246ZM245 80V81H246ZM8 82V83H7ZM170 82H172V81H170ZM205 83V82H204ZM241 83H243V82H241ZM175 84H173V86L175 87L176 86ZM247 85V84H246ZM13 87V88H14ZM15 87V88H16ZM230 87V86H229ZM15 88L13 89L14 91H15ZM173 88V87H172ZM190 88V87H189ZM228 88V87H227ZM181 89V90H182ZM188 89V88H187ZM191 89V88H190ZM226 89V88H225ZM224 89V90H225ZM17 91V90H16ZM225 91H227V90H225ZM230 92V91H229ZM180 94V93H179ZM185 94V93H184ZM188 94V93H187ZM209 95L208 96H211V94L210 93H208ZM214 94V93H213ZM212 94V95H213ZM37 95H36V97H37ZM174 95V94H173ZM190 96H191V94H189ZM192 95H194V93L192 94ZM198 95V94H197ZM215 95V94H214ZM221 95V96H222ZM186 96V95H185ZM189 96V97H190ZM196 96V95H195ZM219 96V95H218ZM217 96V97H218ZM220 96V97H221ZM180 97H181V95H180ZM193 97V96H192ZM215 97V96H214ZM213 97V98H214ZM185 98V97H184ZM207 98V97H206ZM210 98V97H209ZM31 100H32V98L31 97H29V100H28V102H29V104L31 103ZM239 102H238V104H239ZM226 104V103H225ZM227 105H228V103H227ZM229 105H231V104H229ZM241 105H242V103H241ZM31 105H29V111L28 112H30V114H31V116H34V111H33V109H32V106L30 107ZM236 106V105H235ZM244 106V105H243ZM252 106H250V107H252ZM234 107V106H233ZM238 107V106H237ZM246 107V106H245ZM250 107H249V109H250ZM253 107L251 108V109H253ZM258 107V106H257ZM231 108H232V106H231ZM231 108H230V110H231ZM239 108V107H238ZM244 108V107H243ZM242 108V109H243ZM247 108V107H246ZM259 108H260V106H259ZM227 109H229V108H227ZM226 109V110H227ZM235 109V108H234ZM234 109L232 110V111H234ZM248 109V108H247ZM248 109V111H250ZM255 109V108H254ZM258 108H256V110H257ZM241 110V109H240ZM255 110V111H256ZM258 110H260L261 111V109H258ZM2 111V108H1V106H0V112ZM232 111H230V113L232 112ZM236 111V110H235ZM242 111V110H241ZM240 111V112H241ZM244 111H246V109L244 110ZM244 111H242V112H244ZM252 111V110H251ZM21 112V111H20ZM229 112V111H228ZM239 112V111H238ZM257 112H259V111H257ZM257 112H254L253 111V114L254 113H257ZM2 113V112H1ZM237 113V112H236ZM235 112H233V115H231V116H234V114H236ZM263 113V112H262ZM243 114V113H242ZM246 114H249V112H245V115ZM252 115V114H251ZM250 115V116H251ZM230 116V117H231ZM246 116H248V115H246ZM246 116H244L245 118H247ZM249 116V117H250ZM65 117V116H64ZM67 117V116H66ZM229 117V116H228ZM229 117V118H230ZM35 118H37V117H35ZM23 115H21L20 114V116H19V119H18V121H15V123H13L14 124V126L16 127V128H18V129H21V127L23 126L22 124H23ZM85 120H87V118H84V119H79V120H76V119H70L69 121H68V123H67V120L66 119H61V117L60 118H58L57 117V115H55L53 112H51L47 117L45 116V118L42 120V121H38L39 123L38 124H36L35 126H37V128H36V130H34L35 131V133H37V134H39L40 136H44V137H47V141H49V142H51V143H54V144H56L57 145V147L58 148H61V147H63L64 145H66V143H67V141H66V139H65V137L66 136H64V133L66 132V131H70V132H74L75 134H77V135H81L82 136V133H83V129H84V123H85ZM242 120V119H241ZM253 120V119H252ZM31 124V123H30ZM29 124V125H30ZM63 124L65 125V124H67V125H65L64 127H62L63 126ZM28 125V126H29ZM30 126H32V124L30 125ZM78 126V127H77ZM47 127H49L48 129H47ZM236 126H233V128H235ZM236 129V128H235ZM31 132V131H30ZM238 132V131H237ZM31 134V133H30ZM237 134L238 133H236L235 132V130H233V132L231 133V134H228L227 136L228 137H226L227 139L228 138H233L232 140H236L235 142L237 143V139H236V137L238 138V136H237ZM239 135V134H238ZM245 135V134H244ZM17 137V136H16ZM240 138L242 137V136H239ZM246 137V136H245ZM245 137L243 136V138L245 139ZM243 138H241V139H243ZM208 140V139H207ZM229 140H231V139H229ZM232 140H231V142L229 141L228 143L230 144V143H232ZM246 140V139H245ZM251 140V139H250ZM253 140V139H252ZM206 141V137H203V136H201L200 138H199V140H198V143H196V144H189L188 146H187V144H186V148L185 149H183L182 148V146L183 145H177V148L179 149V155L178 156H176V155H174L172 152H171V150H169L170 149V147H167V146H162L161 148L166 152V154L169 156V155H173V156H175L174 158H175V160H176V164H171V170H170V174H169V177H168V179H167V182L165 181V183H167V185L169 184L168 182H170V181H173V182H177V185L170 191V193L172 194V193H177V192H179V191H181V190H183V189H185V188H188V189H190L191 187H193V188H198V189H200V190H202V191H212V190H214L215 188H216V186L217 185H219V184H223L225 181H227V176L224 174V172H216V173H212V174H207L208 176H207V178H205V180L204 181H200V174L198 173V174H195V173H193L191 170V168H189L186 164H185V153L186 152H189L188 150H190V149H192L193 147H197V148H200V149H202V147H203V143ZM239 141V140H238ZM248 141V140H247ZM234 142V145L236 144ZM259 145L260 146H264V140L262 139V138H260V140H259ZM238 145H239V142L237 143ZM249 144H251V143H249ZM228 145V144H227ZM247 145V144H246ZM245 145V146H246ZM250 147V146H249ZM196 148V149H197ZM172 149V148H171ZM236 150V149H235ZM175 151V150H174ZM176 152V151H175ZM199 152V151H198ZM105 153H107V152H105ZM77 154H79V155H73L72 156V158L70 159V160H68V161H63V162H60V163H56L57 165H61V166H65V168L66 167H68V166H70V165H72L73 163H75L76 161H78V160H86V159H88V158H90L91 156H93L92 155V152H88V151H85V152H79V153H77ZM45 155H43V157H44ZM173 156H172V159H173ZM29 157H30V155H29ZM43 157H42V159H43ZM55 157V156H54ZM61 156H59L58 157V159L60 158ZM45 158V157H44ZM100 158V157H99ZM54 159V158H53ZM57 159V158H56ZM63 159V158H62ZM190 159V158H189ZM49 160H50V158H49ZM61 161V160H60ZM54 163V162H53ZM173 163V162H172ZM55 164V165H56ZM140 164H141V166H142V168H143V170H144V173L145 174H148V175H151L152 174V176H154L155 178H158V179H160L161 178V174L159 175L158 173H157V170L155 169V168H153V167H151L150 165H148V164H145L144 162H143V160L141 159L140 160ZM43 164L40 162V160H39V162H37L36 161V163L34 164V167L36 168V169H38V171L39 170H41L42 171V173L40 174V177H39V175L37 174V172H36V169H35V171L34 170H31V174H32V176L31 177H33V178H35V179H38V181H37V183H35L36 185L34 186V191L32 190V193H34L33 194V205L37 208V209H43L42 211L44 212L45 210L47 211V216L49 217V218H51V219H55L54 218V216H55V214L53 213V208H57V207H59V209H64L65 210V215L67 216V217H72V212L70 211V210H68L69 208V206L68 207H66L65 206V204H64V201H63V199H58V198H56L55 197V183H56V181H55V178H54V174H53V172H52V170L51 169H46V167H43L42 166ZM54 165V166H55ZM1 166V165H0ZM73 166V165H72ZM33 168V167H32ZM189 168V169H188ZM173 171V173H171ZM3 172V171H2ZM71 172H69V173H67L66 172V174L62 177V183H63V185L65 186V191H66V193H68L69 192V189L70 188H72V187H76V185H77V177H76V173L75 174H70ZM173 175L174 176V178H173V176H170V175ZM1 176H2V174H1ZM3 176H5V173H4V175ZM171 177V178H170ZM9 178V177H8ZM170 178V179H169ZM198 178H200V179H198ZM134 179H136V178H134ZM34 180V179H33ZM32 179L30 180V179H28V181L31 183L32 181H33ZM158 181V180H157ZM172 182V183H173ZM156 183V182H155ZM171 183V185H173ZM175 184V183H174ZM164 185H166V184H164ZM220 186V185H219ZM173 187V186H172ZM162 188V187H161ZM57 192V191H56ZM32 193H30L31 194V197H32ZM181 193V192H180ZM178 194V193H177ZM28 195V194H27ZM27 195H25V196H27ZM35 196V197H34ZM69 196V195H68ZM24 197V196H23ZM23 197H21L20 198V200L23 198ZM28 198H29V195H28ZM70 198V197H69ZM6 199V198H5ZM27 199V198H26ZM18 200V199H17ZM16 200V201H17ZM66 200V199H65ZM0 201H1V199H0ZM6 201V200H5ZM13 201H14V199H13ZM22 201V200H21ZM73 201V200H72ZM19 202V201H18ZM131 202V201H130ZM151 202V201H150ZM152 202H154V204H156L155 203V201H152ZM3 203H5V202H3ZM9 203V202H8ZM75 203V202H74ZM143 203V202H142ZM163 207L165 208V207H169V206H171L172 205V203L170 202V200L167 198V197H165V199L163 200ZM11 204V203H10ZM94 205L95 206H97V210H96V212H95V217H101V218H104L105 219V216L103 215V213H102V211H101V209H102V207H103V205H102V203L100 202V201H94ZM149 205H151V204H149ZM153 205V204H152ZM151 205V206H152ZM72 207V206H71ZM20 209V208H19ZM45 209V210H44ZM153 209H155V205L153 206ZM12 210H14V211H16L17 210V208H16V210L15 209H12ZM57 210V209H56ZM40 211V210H39ZM11 212V211H10ZM12 213V212H11ZM10 213V214H11ZM46 213V212H45ZM44 213V214H45ZM6 214H8V213H6ZM10 214H8L7 216L9 217V215ZM149 214V213H148ZM35 215H36V213H35ZM6 216V217H7ZM11 216V215H10ZM175 216H176V214H174V213H170L169 215H168V218L166 219V220H164L163 222H161V223H163V224H168L169 223V225H171L174 221V219H175ZM18 219H17V221L14 223L13 221H11V219H9V221L7 220V225L5 226V234L1 237V239H0V253L1 252H3L4 250H5V247L7 246V244H8V242H9V238H10V235H11V230H10V227L12 226V225H15L16 227H18V230H19V233H18V235L20 236V239L21 240H29V241H31V242H34V243H36V239L35 238H33V235H31V234H28L26 231H25V228L26 227H28L26 224H27V222L29 221L28 219H29V217H27V216H25V215H21V216H19L18 215ZM37 217V216H36ZM39 217V216H38ZM74 217V216H73ZM139 217V216H138ZM42 218V217H41ZM47 218V217H46ZM43 219V218H42ZM142 220V219H141ZM156 220H157V218H156ZM109 221V220H108ZM261 221H262V219H261ZM128 222V221H127ZM157 222V221H156ZM51 223V222H50ZM54 223V222H53ZM71 223V222H70ZM109 223H110V221H109ZM37 224V223H36ZM158 224H160V223H158ZM56 225V224H55ZM77 225V224H76ZM145 225V224H144ZM164 226V225H163ZM167 225H165V227H166ZM248 226V225H247ZM114 227V226H113ZM161 227H162V225H161ZM173 228H175V227H173ZM172 229V228H171ZM35 231V230H34ZM119 230H117V232H118ZM179 231V232H178ZM176 233L178 234L179 233V236L182 234L181 233V231L180 230H178ZM64 232V231H63ZM61 233V232H60ZM116 233V232H115ZM121 233V232H120ZM175 233V234H176ZM64 234V233H63ZM83 234V233H82ZM118 234V233H117ZM176 234V235H177ZM65 235L67 236V233H66V231H65ZM112 235H114V234H112ZM122 236H123V234H122ZM121 235L118 237V236H116V237H118L119 239L122 237ZM125 236V235H124ZM249 236H251V237H249ZM249 240L248 241H246L248 244H250V243H252L251 242V240H253V247L251 246L250 247V249H248V252L249 253H252V252H254L255 254H262L263 255V253H264V223L262 222L261 223V225L259 226V228H258V230L256 229L253 233H251V234H249ZM62 237V236H61ZM128 238V237H127ZM122 239V240H119V239H117L116 238V240H118V241H116V240H114V238L112 237V238H110L111 240L113 239L115 242H118V244H114L113 242H112V247L110 246V249L111 250H109L108 252H105L106 254H105V256H104V258H105V260L104 259H102V260H104V261H102V262H95L94 260H93V258H91L92 257V254L90 253V252H83V256L85 255V257L86 258H88L89 260L90 259H92L94 262H84L83 260L84 259H86L85 257H83V259H80L78 256H81V255H79V254H77L78 252H80V245H79V243L76 241V240H74L73 239V242L70 240V242H72L71 244H72V246H70V243H69V246L72 248L71 250H70V254L71 255H69V256H71V257H69L70 259H69V263L68 264H77L76 263V259L77 258H79L80 259V261H79V263L78 264H151V263H146V262H136V260L134 259V261H131L130 259H132L134 256L135 257H138V256H136V255H138L139 254V251L137 252V251H135V250H133L134 248H137L136 246H139V245H137V244H140V243H138V242H135V241H133L132 239ZM178 239H179V237H177ZM254 238V239H253ZM173 240V239H172ZM255 240V241H254ZM250 241V242H249ZM180 242V241H179ZM254 242H255V244H254ZM36 245H37V247H39L40 245L38 244V243H36ZM238 245V244H237ZM68 246V248H70ZM67 247V246H66ZM179 251L178 252H176L175 253V251H177V250H173L174 249V247L172 248V249H170L169 251H172V252H174L175 254L174 255H171L170 253L171 252H169V256H172V259H173V262L171 261V262H167V263H165V264H184V263H182L179 259L181 258V260L183 259V257H184V255H185V253H187L188 251H192L193 250V248H188V246H184V245H182V243L180 244L179 243ZM233 247V248H232ZM231 248V250L236 254L235 255V257L234 258H232L231 260H229L228 262H227V264H235V263H238V262H240L241 260H242V258H244V257H246V255L247 254H243V253H245V252H243V253H239V251H238V249H240V248H238V246L236 247V246H232ZM41 248V247H40ZM167 250V249H166ZM250 250V251H249ZM72 251V252H71ZM252 251V252H251ZM257 251H259L258 253H256ZM15 252V251H14ZM168 252V251H167ZM179 253H181V257L178 255ZM18 254V253H17ZM65 254V253H64ZM72 255L74 256V258H76L75 260L72 258ZM78 255V256H77ZM134 255V256H133ZM51 256H54V255H51ZM68 256V255H67ZM247 256H249V255H247ZM130 257H132V258H130ZM134 257V258H135ZM260 257V256H259ZM263 257H264V255H263ZM130 258V259H129ZM262 258V257H261ZM78 259V260H79ZM95 259V258H94ZM115 259H118L119 261H116ZM62 260V259H61ZM60 260V261H61ZM101 260V259H100ZM115 260V261H114ZM35 263H42V264H56V261L55 260H53V259H49V258H45V257H40V258H38V259H36L35 261H34ZM226 262V261H225ZM63 263V262H62ZM65 264H66V262H64Z\"/></svg>",
  "mask_w": 264,
  "mask_h": 264
},
{
  "label": "crops",
  "instance_id": "obj_4",
  "mask_svg": "<svg viewBox=\"0 0 264 264\" xmlns=\"http://www.w3.org/2000/svg\"><path fill=\"white\" fill-rule=\"evenodd\" d=\"M6 40L7 41H9V43L10 42H12V40H9V38H6ZM27 55H29L28 57H26V58H29L30 57V53L29 54H27ZM18 58V57H17ZM17 58H14V62L16 63V61H17ZM26 58H23V59H26ZM21 60H23L22 58H20ZM19 58H18V60H20ZM18 65V64H17ZM44 95V94H43ZM42 95V96H43ZM42 96H39V97H35L34 99H33V105L34 106H36V111L38 110L39 111V113L41 114V115H43V114H47V111L49 110V109H47L46 108V106L45 105H43L41 102H40V100L42 99ZM24 98H21V101L20 102H18L17 101V99L15 98V95H14V91H12L11 90V88L10 87H7V88H5L4 86H3V89L2 90H0V106H1V108L3 109V111H4V113H3V115H2V113L0 112V116L2 115V119H1V122H0V162H2L3 164H4V161H5V166L6 167H10V166H13V164H19V165H23V163H24V161H25V157H28V158H30L31 157V154L29 153V150H28V147H29V145L30 144H32L33 142L32 141H34L35 139L33 138V137H38V134L37 133H35V131H34V126H35V123H34V120H35V117H38V116H36V114H34V117L33 116H31V114H30V112H28L29 111V102H28V99H26L25 98V101L23 100ZM28 110V111H27ZM21 111V112H20ZM51 113V112H50ZM20 114L21 115H23V126L21 127V129H18V128H16L15 126H14V124L13 123H15V121H18V119H19V116H20ZM58 118H60L61 117V119H66L67 120V123H68V121L71 119V118H69V117H81L80 115H77V114H71V115H69V117H64V116H57ZM88 118V117H87ZM75 119V118H74ZM84 119V118H83ZM76 120H79V119H76ZM29 122V123H28ZM32 124V126H30L31 124ZM30 124V125H29ZM29 125V126H28ZM65 125H67V124H65ZM64 124H63V126L62 127H64L65 126ZM49 127H47V129H48ZM31 131V132H30ZM31 133V134H30ZM17 136V137H16ZM40 136V135H39ZM41 137H44V136H41ZM189 137H191V138H189L187 141H193L194 140V138L196 137V134H194V135H192V136H189ZM39 138V137H38ZM167 140V138H165L164 140H158V141H156L155 143L157 144V146L160 144V145H164V142ZM162 147V146H161ZM27 151V152H26ZM194 151H196V149H191L190 151H189V153L190 154H192ZM29 155H30V157H29ZM166 156V155H165ZM27 158V159H28ZM57 157H54V160H53V162L54 163H60V162H63V161H65V159L63 158H61V159H56ZM166 158L169 160V158L166 156ZM61 160V161H60ZM4 165H3V167L2 166H0L1 168H2V170H3V172L2 173H0V175L2 174V177H6L7 176V174H5V176H3L4 175ZM43 167H46V166H44V165H42ZM33 167V168H32ZM32 167H30V169H29V173H30V175H28L30 178H28V179H34L31 183H32V185H33V182H34V186L36 185L35 183H37V181H38V179H35V178H33V177H31L32 176V174H31V170H34L35 171V167H34V163H33V165H32ZM168 168L169 167H165V168H163L162 170H160V173H161V178H162V176H164V175H166L167 174V172H168ZM46 169H51L52 170V172H53V174H54V171H53V168L52 167H46ZM193 173H195V174H200V178H198V179H200V181H204L205 180V178H207V176L209 175V174H212V173H208V172H211L210 171V169H200V168H196V169H194V170H191ZM23 172V171H22ZM36 172H37V174L39 175V177H40V174L42 173V171L41 170H39L38 171V169H36ZM158 173V172H157ZM159 174V173H158ZM208 174V175H207ZM160 175V174H159ZM9 177L10 178H12L13 180H16V178H15V175H13V173H10V175H9ZM63 177V176H62ZM169 177V176H168ZM171 183L173 182V181H170ZM169 182V183H170ZM28 183H30V182H28ZM175 183V184H174ZM173 185V187H172V189L177 185V182H173L172 183ZM171 189V190H172ZM188 189V188H187ZM190 189H192V190H196L195 188L193 189V187H191ZM33 190V189H32ZM248 190V189H247ZM34 191V190H33ZM202 191V190H201ZM12 192H15L14 190H12ZM32 193V192H31ZM33 194L34 193H32V197H31V195L29 196V198L27 197V196H25V194L24 193H22L21 195H19V196H14L13 197V199H14V201H16V199H18V201L20 202L21 200L22 201H25V200H33L34 198H33ZM169 194H171L170 193V191H169ZM24 196V197H23ZM21 197H23L21 200H20V198ZM35 197V196H34ZM27 198V199H26ZM1 199V198H0ZM2 200V199H1ZM0 203H1V201H0ZM34 206V205H33ZM35 207V206H34ZM15 209V208H14ZM25 208H20L19 209V207H18V211L16 212V215H20V212L22 211V210H24ZM16 210V209H15ZM175 214V213H174ZM3 217H5L4 216V210H3ZM13 215H15V214H13ZM62 216V215H61ZM10 219V218H9ZM8 219V220H9ZM38 220H43L42 218H40V219H38ZM47 220V219H46ZM11 221H13L12 219H11ZM14 223H15V221H13ZM256 222H257V220L256 219H250V220H248L246 223H245V227H253L255 224H256ZM3 223H4V220H3ZM35 223H37V221H35ZM27 224H28V222H27ZM248 225V226H247ZM43 225L42 224H40V227H39V229H37V230H35L34 231V233L36 234V236H37V238L39 239V241L40 242H42L43 244H45V243H47L49 240L46 238V232H45V230L43 229V230H40V228L42 227ZM245 229V228H244ZM178 230H180L179 228L177 229V231ZM17 231H18V233H19V230H18V227H16L15 225H12L11 226V235H10V237L12 236V233H14L15 234V236H16V238H17V240L19 241V242H22V243H24V244H32L33 245V247H34V250H32V251H30V253H29V256H31L32 254H33V252L35 251V249L37 248V245H36V243L34 244L33 242H31V241H29V240H21V239H19V235H18V233H17ZM181 231V230H180ZM179 232V231H178ZM254 232V231H253ZM252 232V233H253ZM182 233V232H181ZM9 239H11V238H9ZM138 242V241H137ZM138 243H140V245L139 246H143V244L141 243V242H138ZM36 245V246H35ZM143 248V247H142ZM239 248V247H238ZM238 251H239V249H238ZM240 253V252H239ZM236 255V254H235ZM40 257H45V256H38V257H36V258H33V259H31L30 261H32V262H34L36 259H38V258H40ZM235 257V256H234ZM233 257V258H234ZM45 258H47V257H45ZM231 260V259H230ZM246 261V259H245V257L240 261V262H245ZM245 264V263H244Z\"/></svg>",
  "mask_w": 264,
  "mask_h": 264
}]
</instances>
